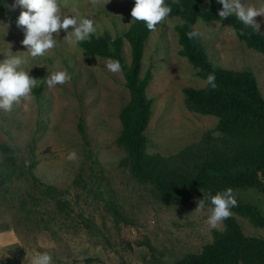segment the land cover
I'll return each instance as SVG.
<instances>
[{
	"label": "rangeland",
	"instance_id": "374dc122",
	"mask_svg": "<svg viewBox=\"0 0 264 264\" xmlns=\"http://www.w3.org/2000/svg\"><path fill=\"white\" fill-rule=\"evenodd\" d=\"M60 2L65 14L79 10L94 20V35L104 31L122 35L132 22L135 5V0H108L105 5L104 0L97 5L91 0ZM245 2L259 6L264 0ZM22 10L16 0L0 3V60L7 55L25 57L23 67L38 81L11 112L0 111V142L14 150L18 167L34 162V175L56 189L46 190L27 173L12 174L0 153V264H31L45 252L53 264H172L186 253L200 251L215 229L207 224L212 205L204 201L203 212H198L194 211L198 200L163 203L150 185L132 177L127 154L116 143L118 114L129 98L122 72L107 69L110 58L86 55L78 44L69 46L63 29L53 50L32 58L21 43L24 29L17 25ZM181 21L168 17L151 31L142 58L141 75L151 73L146 92L153 100L145 130L147 151L163 156L196 149L217 122L215 116L186 105L183 87L200 88L205 81L178 53L175 25ZM256 21L264 33V16ZM193 28L201 33L209 60L253 72L264 97V54L248 48L228 25L198 21ZM122 51L128 64L130 47L125 39ZM65 69L70 82L50 88L46 78L51 71ZM73 151L77 158L70 161L67 156ZM237 193L264 211L262 193L254 189ZM232 215L244 233L264 238V228ZM86 258L94 260L87 263Z\"/></svg>",
	"mask_w": 264,
	"mask_h": 264
},
{
	"label": "trees",
	"instance_id": "16d2710c",
	"mask_svg": "<svg viewBox=\"0 0 264 264\" xmlns=\"http://www.w3.org/2000/svg\"><path fill=\"white\" fill-rule=\"evenodd\" d=\"M166 2L172 8L168 17L182 20L175 25L180 46L178 53L191 62L195 75L205 81L200 88L183 87L186 105L197 113L215 116L217 122L205 134L200 148L169 156L147 151L145 130L153 100L146 92L151 73L146 71L141 75V66L145 42L151 31L144 22L132 21L122 35L104 31L78 44L86 55L118 60L121 64L129 98L118 114L120 131L116 143L127 154L125 162L132 177L150 185L163 203L184 204L203 199L211 204L209 193L215 195L231 187L237 200L231 212L264 228L262 208L237 193L254 189L264 195V97L257 78L248 69L224 68L209 60L200 36L190 38L188 35L196 31L193 25L198 21L219 22L230 26L248 48L264 54V33L244 25L235 15L222 20L218 14L222 5L218 0ZM124 39L130 47L128 64L122 51ZM212 72L216 76L215 89L206 82L207 75ZM78 129L85 137L81 123ZM0 153L12 174L14 171L19 175L27 173L46 190L56 189L34 175V162L18 167L15 152L8 144L0 142ZM60 205L64 208L66 201ZM93 260L86 258L87 263ZM120 264L130 263L122 261ZM172 264H264V238L244 233L236 217L231 215L223 221L222 230H212L211 240L203 244L200 251L186 253Z\"/></svg>",
	"mask_w": 264,
	"mask_h": 264
},
{
	"label": "clouds",
	"instance_id": "9594fccd",
	"mask_svg": "<svg viewBox=\"0 0 264 264\" xmlns=\"http://www.w3.org/2000/svg\"><path fill=\"white\" fill-rule=\"evenodd\" d=\"M218 2L222 5L218 13L222 20L235 15L244 25L259 32L260 25L256 17L264 16V3L256 6L247 4L245 0H218ZM16 3L23 9L17 20V25L24 29L21 43L32 58L44 56L53 50L57 46L56 36L62 29L67 33L64 37L66 43L72 47L89 40L96 32L94 20L84 17L79 10L65 14L60 0H16ZM91 3L97 5L100 0H91ZM107 3L108 0H104V5ZM171 11L172 8L166 0H135L131 16L132 21L144 22L149 31H155L158 25L167 20ZM188 35L191 38L200 36L201 33L193 31ZM26 62V58L20 55H7L5 59L0 60V111L11 112L13 107L27 99L33 88L37 86L38 80L29 74V69L25 70L23 67ZM106 67L114 74L121 71L118 60L109 59ZM70 80L71 74L65 69L51 71L46 83L51 88L64 85ZM206 82L212 89L217 87L214 72L207 75ZM76 158L74 151L67 156L70 161ZM208 198L212 207L209 209L207 224L210 228L222 230L223 221L232 215L231 209L237 206L233 189L229 187L216 192L215 195L209 193ZM203 210L204 200L200 199L194 211L203 212ZM31 264H53V258L45 252L38 254Z\"/></svg>",
	"mask_w": 264,
	"mask_h": 264
}]
</instances>
